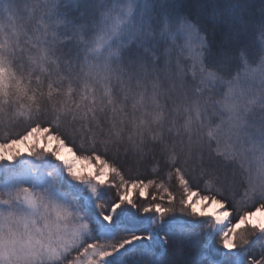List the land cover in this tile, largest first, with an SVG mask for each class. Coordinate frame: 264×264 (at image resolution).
Listing matches in <instances>:
<instances>
[{
    "label": "snow or ice",
    "instance_id": "6c2138e0",
    "mask_svg": "<svg viewBox=\"0 0 264 264\" xmlns=\"http://www.w3.org/2000/svg\"><path fill=\"white\" fill-rule=\"evenodd\" d=\"M0 13V264H264V0Z\"/></svg>",
    "mask_w": 264,
    "mask_h": 264
},
{
    "label": "rangeland",
    "instance_id": "374dc122",
    "mask_svg": "<svg viewBox=\"0 0 264 264\" xmlns=\"http://www.w3.org/2000/svg\"><path fill=\"white\" fill-rule=\"evenodd\" d=\"M34 141H30L29 143H26V144H23V145H17V149L21 152H24V153H27L29 151V148L31 146V144L33 143ZM44 140H43V137H40V145L41 147L44 146ZM56 144L55 141H51L49 143V147H54ZM25 146V150L22 149V147ZM88 169H90V171H88ZM77 170L78 172H80L81 174H84V173H88V174H94L96 169L94 166L90 165V164H87L86 162H83V161H79L77 163ZM202 206L198 205V211L201 209ZM212 209L211 212H208L209 209ZM206 212L210 213V214H213V215H219V209H218V206L217 205H211L209 206L207 209H204ZM188 218V217H187ZM190 219V218H188ZM253 222L254 223H257V224H261L264 222V214H260L258 217H254L253 218Z\"/></svg>",
    "mask_w": 264,
    "mask_h": 264
},
{
    "label": "bare ground",
    "instance_id": "6f19581e",
    "mask_svg": "<svg viewBox=\"0 0 264 264\" xmlns=\"http://www.w3.org/2000/svg\"><path fill=\"white\" fill-rule=\"evenodd\" d=\"M22 149L25 150V146L22 147ZM61 158L62 159H73L74 157L71 156L70 152L66 148H62L61 149ZM88 171H90V170L88 169ZM211 211H212V209L210 208L208 210V212H211Z\"/></svg>",
    "mask_w": 264,
    "mask_h": 264
},
{
    "label": "water",
    "instance_id": "95a60500",
    "mask_svg": "<svg viewBox=\"0 0 264 264\" xmlns=\"http://www.w3.org/2000/svg\"><path fill=\"white\" fill-rule=\"evenodd\" d=\"M71 156L73 157V154L70 152ZM62 159V158H61ZM264 214V213H263ZM260 214H258L256 217H258ZM264 223V222H263Z\"/></svg>",
    "mask_w": 264,
    "mask_h": 264
},
{
    "label": "trees",
    "instance_id": "16d2710c",
    "mask_svg": "<svg viewBox=\"0 0 264 264\" xmlns=\"http://www.w3.org/2000/svg\"><path fill=\"white\" fill-rule=\"evenodd\" d=\"M0 15H3L2 13H0ZM146 174V173H145ZM239 191V189H237ZM186 219H188L187 217H185Z\"/></svg>",
    "mask_w": 264,
    "mask_h": 264
}]
</instances>
